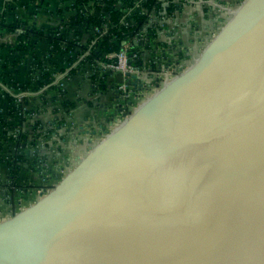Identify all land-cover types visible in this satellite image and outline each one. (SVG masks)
<instances>
[{"label": "water", "instance_id": "water-1", "mask_svg": "<svg viewBox=\"0 0 264 264\" xmlns=\"http://www.w3.org/2000/svg\"><path fill=\"white\" fill-rule=\"evenodd\" d=\"M247 1L232 10L238 21ZM259 16L236 45L243 35L228 20L192 64L98 138L85 180L74 163L43 189L35 213L4 219L29 231V244L0 264H264ZM57 213L66 217L51 226Z\"/></svg>", "mask_w": 264, "mask_h": 264}, {"label": "trees", "instance_id": "trees-1", "mask_svg": "<svg viewBox=\"0 0 264 264\" xmlns=\"http://www.w3.org/2000/svg\"><path fill=\"white\" fill-rule=\"evenodd\" d=\"M19 1L21 0H5L0 7V36L2 31L18 32L13 42L0 40V95L5 94L8 100V115L0 120V134L2 131L7 132L11 129L12 141H15L17 146L13 152L12 145L9 142L7 144V140L0 139V150L12 149L11 155L6 160L11 176L10 190L17 186L20 172L27 168L25 163L29 155L25 152V148L33 149L29 170L53 168L46 164L47 155L40 145L51 139L54 132L62 127L65 116L69 112L67 106L73 105V102L67 98L65 84L59 81L51 82L53 73L49 63L52 59H54V70H68L66 77L81 73L91 78L96 88L114 87L113 83L107 79L112 72L103 66L107 60L106 53L119 50L128 44L129 54L136 55L133 61L146 67L150 63L149 59L158 51L156 44L159 42L157 40L159 29H164L165 25V20L160 19L163 15L175 18V12L182 11L183 1L186 0H167L166 12H162L164 0H57L54 11L59 16L58 22L43 24L40 27L28 23L27 20L24 21L22 13L38 16L46 0H25L18 3ZM30 3L34 5L31 8ZM18 6L25 11L16 12ZM27 9L30 13L26 12ZM153 13L157 14L158 21L152 20L147 26ZM142 33L145 35L144 40L139 37ZM44 38L48 40L49 45L46 53L41 54L39 41ZM176 48V51L183 49L182 42L178 43ZM4 49L7 53L2 52ZM88 50L89 52L85 53ZM160 54L161 59L166 61L165 69L171 70L170 52H160ZM25 59L30 60L29 71L32 82L38 84L39 89L42 88L39 91L41 102L36 111H45L53 105L52 112L55 115L47 122L34 114L35 109L26 107L24 104L25 97L31 90L30 84L17 80L16 74L19 73ZM50 88L55 91L54 95L50 94ZM22 91H28V93L19 100ZM58 112L63 114L60 115ZM1 159L2 156H0V162ZM59 167H61L60 164L56 169ZM2 184L5 183L0 177V185Z\"/></svg>", "mask_w": 264, "mask_h": 264}, {"label": "crops", "instance_id": "crops-1", "mask_svg": "<svg viewBox=\"0 0 264 264\" xmlns=\"http://www.w3.org/2000/svg\"><path fill=\"white\" fill-rule=\"evenodd\" d=\"M5 0H0V7L3 5ZM222 1L223 4L227 6L228 0H216ZM243 1L239 0L234 3L231 7H226L228 10V20L229 22L235 21L239 23L240 21H249L248 17L240 18L237 20L234 12L232 10L238 9ZM261 0H248L245 3V7L249 8L248 5H251L250 10H252L255 5H259ZM57 0H50V4H47L45 7L42 6L40 8V13L38 14V19L34 25L40 27L43 24H55L57 23L59 16L56 14L54 9L57 6ZM229 4L231 2L229 1ZM228 4V5H229ZM50 5V6H48ZM194 5V4H191ZM247 5V6H246ZM215 6V5H214ZM216 7V6H215ZM25 10L22 7H17L16 12L22 13ZM27 13H30V10H26ZM203 14V12H201ZM245 15V14H244ZM216 15H213V19L216 20ZM31 15H25L22 13V19L25 21L27 20L30 23ZM223 17V16H222ZM221 22L225 21L224 19ZM178 20L177 17L168 18L165 21L164 29H159V36L158 41H161L162 44L166 46L169 45L174 40L178 39V35L182 36L185 35L184 40L182 41L183 49L175 48V50L169 49L171 60L169 64L171 65L173 62L179 63V66L183 64L184 59L182 58L185 56L187 58V62L190 65V57L192 52L197 50L198 44L202 46L204 44L205 39V31L203 30V26H198V30L202 32L200 41L196 42V38L193 39L191 35H186L189 33L184 34L178 31L177 27L173 29V24L175 21ZM227 20V21H228ZM174 22V23H172ZM220 22V23H221ZM207 25V22H201ZM223 24H220V27H224ZM189 30L190 26H185ZM206 28V27H205ZM171 30V31H170ZM170 32V33H169ZM182 34V35H181ZM18 36V32H1L0 40L2 41H15ZM86 37V35H85ZM181 44V43H180ZM48 40L46 38L41 39L39 41V53L45 54L46 49L48 48ZM184 46L188 47L187 50H184ZM2 52L7 53V50L4 49ZM1 52V53H2ZM45 52V53H44ZM197 54V51L196 53ZM44 57V56H43ZM59 61V60H57ZM28 62V64H27ZM29 62L27 59L22 62L20 66V71L16 74V79L20 81L29 82L30 84V92L27 97H25L26 102L24 103L26 107L31 109H35L34 114L38 116V118L46 117L51 119L54 116V112L51 111L49 108L45 111H36L37 106L41 102V93L39 91V85L35 82H32V75L29 71ZM169 65V66H170ZM185 65V63H184ZM120 77V74H117V78ZM65 86L67 88V98L69 101L73 102V105H68L67 108L69 112L66 114L69 115V122L67 126L64 125L59 128L58 134L48 141H44L40 146L42 150L46 153L47 159L46 164H50L51 167H57L58 164L62 165L65 164L67 168L71 165L79 164V168L82 175V180L87 178V172L91 171L90 166L87 164V150L96 143L98 139L97 136H94L96 133L99 134L101 131H105L109 129V125L111 123V117L113 112V96L112 91L110 88L107 90H103L102 92H98L95 87L93 86L92 80L85 74L81 73H74L70 77L66 78ZM143 90H141L142 92ZM147 91V90H146ZM145 91V92H146ZM53 90L50 89V94H53ZM54 95V94H53ZM61 101V98L58 99ZM57 101V102H58ZM58 114H63L62 112H58ZM8 115V100L5 97V94L0 95V120L3 119L5 116ZM11 129L7 132H1L0 139L7 140V144L12 145V149L3 148L0 150V156H2V161L0 162V177L2 178V182L5 183L4 185H0V259H6L10 257L9 255L15 253L17 248L18 251H23L27 248L29 244V231H22L21 233H16V226L15 223L12 221L7 222V225L4 226L2 224L3 220L15 215L16 213L23 211L27 213H35V206L40 200V196L42 195L43 185H48V188H53L56 179L49 180L43 173H36L38 170L41 172L40 169L32 170L28 169L31 167L32 157L30 156L33 153V149L25 148V152L27 153L28 159L25 163L26 169L20 172V175L17 179V186H14V189L8 190V193L5 192L4 187L6 186V181L10 180V173H9V166L7 163V158L11 155V150L14 152L17 148L15 141H12ZM47 142V143H46ZM11 148V147H10ZM60 176V175H58ZM29 181V184L27 182ZM45 181V182H44ZM10 182V181H9ZM20 185V187H19ZM22 186V187H21ZM45 193V192H44ZM68 197V196H67ZM63 208L66 210L69 206L67 204V200L62 203ZM23 208H26L23 210ZM64 213H57V217L51 226L55 224H59L60 221H63ZM61 223V222H60ZM14 239V240H13ZM17 240V243L20 246H13L14 241Z\"/></svg>", "mask_w": 264, "mask_h": 264}, {"label": "built area", "instance_id": "built-area-1", "mask_svg": "<svg viewBox=\"0 0 264 264\" xmlns=\"http://www.w3.org/2000/svg\"><path fill=\"white\" fill-rule=\"evenodd\" d=\"M25 0H21L18 3H22ZM48 0L44 3V7L47 5ZM189 4L192 3H197V5L200 6H206L208 4L211 5H219L218 1L216 0H188ZM191 2V3H190ZM50 4V1L48 2ZM59 4L60 1H59ZM188 4L187 0L183 1V5ZM168 5V1L164 0L163 1V10L162 12H166V6ZM215 5V6H217ZM34 6L33 3H30V8ZM50 6V5H48ZM157 14L153 13L152 17L150 18L147 26H149L152 22V20H157ZM170 17L162 16L160 20H167ZM38 19V16H31L30 17V24L36 23V20ZM59 20V19H58ZM58 22V21H57ZM140 39L144 40L145 35L144 33L139 35ZM180 37V35H178ZM179 41L178 39L174 40L171 42L169 45H165L162 43H157V50L153 55L152 58H150V63L146 65V67H142L139 64H136L133 61L135 54H129L128 52V44H125L121 49L115 50V51H110L106 53L107 60L104 62L103 66L108 68L112 73L108 75L107 79L111 83H113L114 87H110V90L112 91V96H113V112L112 113V119L111 123L109 125V128H112L115 126L118 122H120L126 115V113L134 107V105L142 100L144 97L149 95L151 92H153L155 89H157L167 78L171 77L175 72L167 69H162V62H161V52H168L169 49L175 50L177 47ZM144 49V48H143ZM89 50L85 53H88ZM163 60V59H162ZM54 59H52V62L49 63L50 65V70L52 71V79L51 82H61L65 84L66 78V72L68 71L67 69L65 70H60V69H55L54 70V64H53ZM170 62V61H169ZM152 64L154 66H152ZM175 64V65H174ZM174 66H176V63H173ZM171 68V67H170ZM117 74H120V77L117 78ZM91 79V78H90ZM92 80V79H91ZM93 83V82H92ZM4 89V88H3ZM53 90V88H50ZM49 89V90H50ZM95 89L98 92H102L103 90L107 89ZM141 90H143L141 92ZM147 90V91H146ZM6 90L4 89V92ZM54 91V90H53ZM146 91V92H145ZM27 91H22L20 94L19 100L25 96ZM55 115V114H54ZM62 115V114H60ZM65 115V112H64ZM66 118L64 119V122L62 126L64 125L67 126V123L69 122V115L65 116ZM44 120L47 122L48 120L44 118ZM61 128V127H60ZM59 130V128H58ZM58 130L54 132V136L58 134ZM108 130V129H107ZM107 130L101 131L99 134H95L94 136H97L100 138L102 135H104ZM53 136V137H54ZM50 166V164L48 165ZM43 171V174L48 178H53L56 174L61 175L63 172L66 171L67 166L65 164H62L61 167L56 169L54 168H48L46 167L45 169L41 168ZM52 172H55L54 174ZM48 176H47V175ZM50 174V175H49ZM53 174V175H52ZM56 178V177H54Z\"/></svg>", "mask_w": 264, "mask_h": 264}, {"label": "rangeland", "instance_id": "rangeland-1", "mask_svg": "<svg viewBox=\"0 0 264 264\" xmlns=\"http://www.w3.org/2000/svg\"><path fill=\"white\" fill-rule=\"evenodd\" d=\"M229 1L231 2V4H229ZM237 1H239V0H228V2L226 3L227 6L225 4H223L222 1H218L219 5L215 4V5H217L215 7L211 4H208L206 6H200V5H197V3H195V2L192 3L194 5H191V4H189V2L187 0L188 4L183 5L182 11H176L175 12V14H176L175 17H177L178 20H176L175 23L172 22V23H174L172 28L175 29L177 27L178 31L180 29L181 33H183V32H184V34L189 33L186 35H191L193 39L196 38V42H197V41H200L199 39L201 38V35H199V34H202V32H200L197 27L199 25L203 26L204 27L203 30H207V31H205L206 33H205V39H204V44H203V45H206L208 43V41L211 39V37L214 36L213 34H216L219 31L220 24H223L222 22H224V24L227 22L229 14H228V10L226 7H231ZM233 7H231V8H233ZM201 12H203V14ZM260 13L264 14L263 10L252 9L250 11H246L245 17H248L249 21H240L239 23H237L233 27L235 34L243 35V36L233 37V42L235 43V45L241 40V37H244L247 40L250 38L251 35H254L257 32L256 29L259 26H256V24L259 22V17H260L259 14ZM213 15H216L215 16L216 20L212 18ZM221 17H222V20L225 18L224 19L225 21L221 22ZM170 18H172V17H170ZM203 19H204V22H207V25H205V26L203 23H201L203 21ZM174 20H175V18H174ZM187 25L190 26L189 30L187 28H185V26H187ZM263 28L264 27L261 26L259 29L262 30ZM184 37H185V35H182L178 38L179 44L184 40ZM157 40H158V37H157ZM219 42H221V41H219ZM159 43H161V41H159L158 44ZM246 43H247V41H246ZM246 43H244V45ZM203 45L199 46V44H198V47L196 50L197 54H195L196 51L192 52V55L190 56V57H192V58H190V64H192L194 62L195 58L199 55L200 48L203 47ZM223 45L227 47L226 42L225 43L223 42ZM187 48L188 47L184 46V50H187ZM220 48H222V45H220ZM241 48L239 50H241ZM182 58L184 59V62L180 66H179V63H176V62H173V63H176V66H174L175 64L173 65V63L170 65V67L173 71L177 72L180 69L186 67L187 65L189 66V63L186 61L187 58H185V56H183ZM161 62H162V69H165L164 65H166V61L161 59ZM184 63H185V65H184ZM221 65H222V63H219V66H221ZM49 108L52 111L53 105H50L48 107V109ZM43 118H46V117H43ZM47 120H49V118H47ZM147 138H148V136L145 139H147ZM149 141L150 140H148L147 142H149ZM36 173H43V171L41 170V172H40L38 170ZM52 173L54 174L55 172H52ZM45 178H46V176H45ZM52 179H55V178L53 177V178H50L49 180H52ZM6 183L7 184L4 187V190H6L5 192L8 193V190H10L9 189V181H6ZM27 184H29V181L27 182ZM43 188L47 189L48 185H43ZM80 204L82 205V203H79V204H77V206L79 207ZM72 208H74V207H72Z\"/></svg>", "mask_w": 264, "mask_h": 264}]
</instances>
